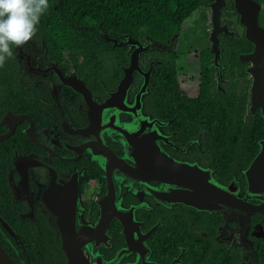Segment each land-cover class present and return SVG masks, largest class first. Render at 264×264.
<instances>
[{
	"label": "flooded vegetation",
	"instance_id": "af4514ba",
	"mask_svg": "<svg viewBox=\"0 0 264 264\" xmlns=\"http://www.w3.org/2000/svg\"><path fill=\"white\" fill-rule=\"evenodd\" d=\"M197 10L206 18L187 27L191 41L180 44L178 33L185 95L173 49V110L155 109L148 92L138 97L155 63L145 65L146 53L126 96H113L119 79L107 89L99 77L92 89L81 59L49 46L39 25L13 49L0 68V242L15 264L35 263L1 211L13 204L25 207L17 218L35 240L39 221L51 230L56 264H257L264 0H209ZM78 80L91 99L72 88Z\"/></svg>",
	"mask_w": 264,
	"mask_h": 264
},
{
	"label": "trees",
	"instance_id": "16d2710c",
	"mask_svg": "<svg viewBox=\"0 0 264 264\" xmlns=\"http://www.w3.org/2000/svg\"><path fill=\"white\" fill-rule=\"evenodd\" d=\"M208 1L49 0L50 8L41 18L39 26L45 31L49 46L56 44L65 49L70 59H81L80 63H76L78 73L92 89L98 85L99 77L107 89H112L116 81L122 78V68L129 65V46H114L112 41L101 37V32L118 43L128 36L143 43L149 39L162 46H169L172 39L180 33L183 22ZM145 53H142V60L146 66L150 61L155 62L148 68L151 71L147 97L155 109L173 110V88L176 89L175 53L173 50H152ZM149 54L152 56L148 57ZM226 121L235 120L233 116H229ZM245 162L243 160V166ZM4 175L5 172L1 174V178ZM13 205L14 210L10 214L5 210L1 211L19 236L20 244L16 241V245L35 264H56L60 251L56 249L57 240L54 236H48L47 230H51L39 221L35 240L30 225L17 218V214L24 212L25 207ZM0 246L15 264L1 242ZM257 264H264V254L259 255Z\"/></svg>",
	"mask_w": 264,
	"mask_h": 264
},
{
	"label": "clouds",
	"instance_id": "9594fccd",
	"mask_svg": "<svg viewBox=\"0 0 264 264\" xmlns=\"http://www.w3.org/2000/svg\"><path fill=\"white\" fill-rule=\"evenodd\" d=\"M49 0H0V68L37 34Z\"/></svg>",
	"mask_w": 264,
	"mask_h": 264
},
{
	"label": "water",
	"instance_id": "95a60500",
	"mask_svg": "<svg viewBox=\"0 0 264 264\" xmlns=\"http://www.w3.org/2000/svg\"><path fill=\"white\" fill-rule=\"evenodd\" d=\"M217 0H215L216 2ZM236 1V0H235ZM257 24V22H256ZM258 26V24H257ZM101 37L105 40H109L112 41L114 43V46H129L130 44H140V45H147V44H152L154 46V48H152V50H157V51H170L174 49V43L176 42V39L178 38L179 35H176L174 37V39H172L171 44L169 46H162L157 42L151 41L149 39H146V41L140 42L134 39H131L128 36H125L123 38V42L118 43L117 41H115L113 38H110L108 36H106L104 33H100ZM152 50H148L146 49V51L141 52V53H145L147 51H152ZM140 53V54H141ZM140 54L138 59H140ZM129 65L127 67H123L122 68V72H123V76L120 79V81L118 82L115 91L113 92V96L119 95V94H127V91L132 83V76H133V70L134 69H139V65L136 63L137 59H136V53L131 54V51L129 53ZM137 64V65H136ZM150 71L151 68L149 69L148 73L146 74V77L148 78V75H150ZM147 85H148V79H146L145 82V86L142 87V89H145V93H147ZM72 88L77 91L78 93H81L84 97L85 100H89L91 99L90 97V93L89 90L87 89V87L85 86L84 82L82 80H78L77 82H74L72 84ZM67 227V226H65ZM58 250H61V247H58ZM0 252L3 255V257L7 260L8 264H13V262L11 261V259L8 257V255L6 254V252L4 251V249L0 246Z\"/></svg>",
	"mask_w": 264,
	"mask_h": 264
},
{
	"label": "rangeland",
	"instance_id": "374dc122",
	"mask_svg": "<svg viewBox=\"0 0 264 264\" xmlns=\"http://www.w3.org/2000/svg\"><path fill=\"white\" fill-rule=\"evenodd\" d=\"M218 2H220V0H217L215 2V5H217ZM201 17L206 18V13L204 11L198 12V10H197V11L193 12L192 15L190 17H188L183 22V24H182L183 32H182L181 43L180 44H187L188 42L191 41L192 35H191V33L189 31H187V27L189 25H191V23H193V21H201ZM195 26L199 27L197 25H195ZM198 32H196V33H198ZM178 38L176 39V42L174 43V49L178 50V52H179V60H178V67H179V70H180L179 79H180L181 84L183 86L184 95H185L187 92H190V85L187 82L186 69L184 68V66H186V60L187 59H186V56H185V52H183V48L178 46V43L180 42V39H178ZM152 48H154V46L152 44H147V45L146 44L145 45H140L138 43L137 44H130L131 54L136 53V59H137L136 63L138 65L140 64V59H138V57H139L138 54H140L141 52L146 51V49L152 50ZM136 70L140 73L139 69H134L132 74H134ZM143 82L144 83L141 85V88L138 91V97L139 98L142 97L145 94V89L144 88L142 89V87L145 86L146 80H144ZM123 95L126 96V94H123ZM110 98H112V97H110ZM124 102H125V100H124ZM132 104L133 103L126 102V105H132ZM5 227H6V225H5ZM6 228L8 229V231H10L12 233V231L8 227H6Z\"/></svg>",
	"mask_w": 264,
	"mask_h": 264
},
{
	"label": "bare ground",
	"instance_id": "6f19581e",
	"mask_svg": "<svg viewBox=\"0 0 264 264\" xmlns=\"http://www.w3.org/2000/svg\"><path fill=\"white\" fill-rule=\"evenodd\" d=\"M0 264H8L7 260L3 257L1 252H0Z\"/></svg>",
	"mask_w": 264,
	"mask_h": 264
}]
</instances>
